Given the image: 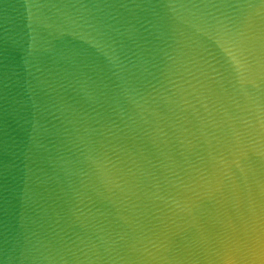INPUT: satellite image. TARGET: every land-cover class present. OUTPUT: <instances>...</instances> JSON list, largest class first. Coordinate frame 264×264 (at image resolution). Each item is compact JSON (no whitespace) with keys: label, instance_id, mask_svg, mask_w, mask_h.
Masks as SVG:
<instances>
[{"label":"water","instance_id":"95a60500","mask_svg":"<svg viewBox=\"0 0 264 264\" xmlns=\"http://www.w3.org/2000/svg\"><path fill=\"white\" fill-rule=\"evenodd\" d=\"M0 264H264V0H0Z\"/></svg>","mask_w":264,"mask_h":264}]
</instances>
